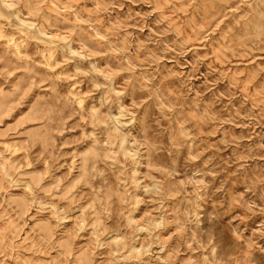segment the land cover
<instances>
[{"label": "rangeland", "instance_id": "374dc122", "mask_svg": "<svg viewBox=\"0 0 264 264\" xmlns=\"http://www.w3.org/2000/svg\"><path fill=\"white\" fill-rule=\"evenodd\" d=\"M0 264H264V0H0Z\"/></svg>", "mask_w": 264, "mask_h": 264}]
</instances>
